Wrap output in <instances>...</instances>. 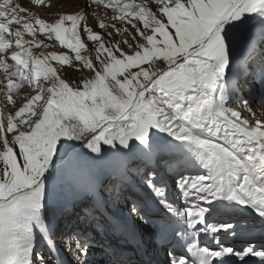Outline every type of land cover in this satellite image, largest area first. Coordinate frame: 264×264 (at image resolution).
Returning a JSON list of instances; mask_svg holds the SVG:
<instances>
[{
  "label": "snow or ice",
  "instance_id": "1",
  "mask_svg": "<svg viewBox=\"0 0 264 264\" xmlns=\"http://www.w3.org/2000/svg\"><path fill=\"white\" fill-rule=\"evenodd\" d=\"M46 7L0 0V264H97L116 233L153 242L138 264H264V112L246 95L264 107V0ZM107 264L133 262L113 247Z\"/></svg>",
  "mask_w": 264,
  "mask_h": 264
},
{
  "label": "rangeland",
  "instance_id": "2",
  "mask_svg": "<svg viewBox=\"0 0 264 264\" xmlns=\"http://www.w3.org/2000/svg\"><path fill=\"white\" fill-rule=\"evenodd\" d=\"M22 2H27V0H22ZM50 4H51V7H47L46 10H45V8H41V9L38 10V12H39V15L42 18H45L46 20L52 21V20L56 19L61 14H74V13H76L78 11L84 10L85 9V5H86V0H50ZM30 10L31 11H37V9L34 8V7H31ZM87 10L89 12L93 11L92 8H89ZM95 11L99 12L101 15L104 12V10L102 8L95 9ZM88 23H89L90 26H92L94 28V30L101 31L97 27L98 22L94 18L90 17L89 20H88ZM33 51L36 52V53H39L40 51H44L46 53L47 52H53V51L54 52H58V53H65L68 50L67 49H62L59 46H57L55 48H49V49H44L43 46H41L40 49H33ZM53 64L55 66V62H53ZM62 75H63V78L69 79V80L79 79V77H80V73L75 72L73 68L68 67V66H64L62 68ZM30 94H34V93L31 92V89H29L27 86L25 88H23L21 90V92H20V96L17 98V104L19 105L20 103H22L23 102V97L26 96V95H30ZM246 95H248L249 99H255V103L253 105V108H254V111H256L258 113V117L257 118H260L259 114L261 112H264V107L261 106L259 99L256 98L255 91L254 90L246 91ZM233 107L238 109L237 105H233ZM4 111H7V109H4ZM243 115L246 118H248V113L247 112H243ZM110 207H111V211L115 212V211H117L118 208H124L125 205L121 201L117 200ZM127 207H130V205L127 206ZM253 215H255V214L253 213ZM257 235H259V234H257ZM257 235H255L253 237H250L252 242L255 243V244L259 241V239L256 237ZM109 238H110V236H109ZM141 238L143 239L144 237H141ZM232 239H234V238L230 237L228 242H231ZM100 240H101L102 243H98L97 250L93 253L92 259L95 262H97V264H107V262H108V260H109V258L111 256L112 248L111 247H107L106 241H105V237L103 236V234H101ZM145 240L143 239L141 241L144 244L146 243V245H143V247L146 250L147 257L149 258V256H152V257L160 258V254H158L152 248V243L153 242L149 241L146 237H145ZM237 244H239L238 240H237ZM134 245L139 246V244H134ZM119 248L124 250V249H126V246L125 245H121V246H119ZM138 250H140V246L137 247L135 253H138ZM157 254H158V256H157ZM135 256H137V254H135ZM124 257H127V256H123V258ZM68 259L70 260L71 257H68Z\"/></svg>",
  "mask_w": 264,
  "mask_h": 264
},
{
  "label": "bare ground",
  "instance_id": "3",
  "mask_svg": "<svg viewBox=\"0 0 264 264\" xmlns=\"http://www.w3.org/2000/svg\"><path fill=\"white\" fill-rule=\"evenodd\" d=\"M20 2H21V3H26V2H22V0H20ZM46 8H47V7H46ZM46 8H45V10H46ZM256 237L259 239V241L256 243V245L259 246V244L261 243V237H260V235H257ZM131 240H132V243H133V244H139V246H140V250H138V253H139V252L141 253V251H143V249H144L142 242L136 240V239L134 238V236L131 237ZM125 250H127V249H125ZM65 258H66V257H65ZM124 259H130V258H128V257H124ZM133 264H134V263H133Z\"/></svg>",
  "mask_w": 264,
  "mask_h": 264
}]
</instances>
